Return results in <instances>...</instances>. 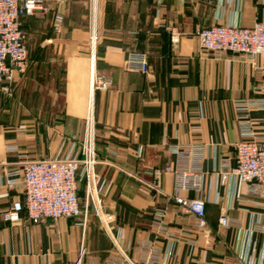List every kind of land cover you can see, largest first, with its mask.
Wrapping results in <instances>:
<instances>
[{
    "label": "crops",
    "instance_id": "0c3cea01",
    "mask_svg": "<svg viewBox=\"0 0 264 264\" xmlns=\"http://www.w3.org/2000/svg\"><path fill=\"white\" fill-rule=\"evenodd\" d=\"M45 5L23 19L27 71L16 74L10 97L0 92V264H106L116 254L92 206L87 216L39 223L25 214L14 223L1 218L23 197L6 185L10 170L63 154L72 136L82 138L93 58L96 72L112 82L93 98L97 173L105 209L116 215L115 232L127 254L144 264L150 245L157 252L154 264H239L248 257L264 264V192L221 175L235 164L243 138L236 100L264 99V53L253 61L229 51L217 56L196 35L214 24L264 21V0H45ZM57 13L63 16L59 32L53 27ZM163 22L182 32L177 50ZM133 50L148 55L147 73L127 68ZM250 118L264 141V108L251 111ZM197 160L203 191L182 195L206 200L203 230L172 200L171 173L161 174L163 193L148 185L154 180L148 171ZM79 193L84 209L82 184ZM157 209H165L175 241L154 229ZM223 214L236 225L221 226ZM182 229L191 230L193 242Z\"/></svg>",
    "mask_w": 264,
    "mask_h": 264
},
{
    "label": "built area",
    "instance_id": "2783aa9c",
    "mask_svg": "<svg viewBox=\"0 0 264 264\" xmlns=\"http://www.w3.org/2000/svg\"><path fill=\"white\" fill-rule=\"evenodd\" d=\"M45 9H47L45 0H0V92L5 97L13 94L16 74H24L30 63L26 34L22 28L23 18ZM62 25L63 16L57 13L53 21L54 30L59 32ZM162 26L169 32L172 49L177 50L180 47L182 32L169 22H163ZM196 35L201 47L217 56L229 51L240 53L253 61L264 53V21L260 19L252 26L237 23L214 24L200 28ZM126 66L128 69L147 73L149 57L145 52L133 50L127 55ZM89 82L93 93L96 90L109 89L112 83L110 77L98 74L93 65ZM235 105L241 111L239 123L243 138L236 146L235 164L224 167L221 175L224 180L232 176L249 183L256 191L264 192V141L259 140L254 134L253 121L250 118L251 111L264 108V99L242 98L236 100ZM89 109L88 106L82 138L72 136L69 148L63 154L26 160L20 169H13L7 173L6 185L9 188L20 189L23 197L13 200L10 206L1 212V218L4 222L14 223L21 220L25 214L32 223H39L46 219L58 220L61 217L81 214L87 216L89 206H92L116 252L107 259L106 264H137L127 254L115 232V213L107 211L104 206L102 184L97 173L99 157L94 107L92 112ZM173 150L177 153L180 148L177 146ZM163 172H169L174 177L172 200L184 212L193 216L198 229H205L208 226L206 200L201 195L197 197L182 195V191L192 190L199 194L203 191V171L198 160L181 161L177 166L169 163L164 168L148 171L154 178L148 185L160 193H163L160 184ZM81 180H85L84 209L79 195ZM165 217V209H157L153 213V227L157 233L175 241L174 232L167 228ZM219 223L223 227H229L236 225L237 222L223 214L219 218ZM181 232L190 236L193 242L191 230L182 229ZM171 251L170 247L166 256L170 257ZM156 253L149 245L144 264H154ZM239 264L255 263L253 257H248L242 259Z\"/></svg>",
    "mask_w": 264,
    "mask_h": 264
},
{
    "label": "bare ground",
    "instance_id": "6f19581e",
    "mask_svg": "<svg viewBox=\"0 0 264 264\" xmlns=\"http://www.w3.org/2000/svg\"><path fill=\"white\" fill-rule=\"evenodd\" d=\"M93 69H94V58H93ZM93 98H94V93H93L92 88H91V90H90V104H89L90 112H92V109L94 107Z\"/></svg>",
    "mask_w": 264,
    "mask_h": 264
},
{
    "label": "trees",
    "instance_id": "16d2710c",
    "mask_svg": "<svg viewBox=\"0 0 264 264\" xmlns=\"http://www.w3.org/2000/svg\"><path fill=\"white\" fill-rule=\"evenodd\" d=\"M26 17V16H25ZM24 17V18H25ZM23 18V19H24ZM22 28H23V21H22ZM24 30V29H23ZM80 184H82V185H84V195H85V180H81V181H79V186H80ZM79 195H80V193H79ZM81 206H82V199H81Z\"/></svg>",
    "mask_w": 264,
    "mask_h": 264
}]
</instances>
